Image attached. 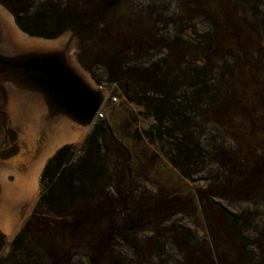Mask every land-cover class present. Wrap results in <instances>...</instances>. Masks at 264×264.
Returning <instances> with one entry per match:
<instances>
[{
	"label": "trees",
	"instance_id": "1",
	"mask_svg": "<svg viewBox=\"0 0 264 264\" xmlns=\"http://www.w3.org/2000/svg\"><path fill=\"white\" fill-rule=\"evenodd\" d=\"M97 1L99 0H0V6L10 13L18 29L28 37L53 40L67 31L77 34L100 19L101 29L97 38L101 43L109 45L112 50V47L119 43L125 46L130 42L134 45V50L144 51L142 54L144 57H152L151 53L158 46L149 43L152 33L149 28L144 27L146 24L139 18L142 15L137 16L136 22L131 24L132 31L128 37L131 40L120 39V35L116 38L115 35L112 36V29L101 18L103 12L107 11L104 10L102 3ZM214 1H208L207 9L210 13L209 19L212 21L210 24L215 25H212V32L208 30L206 33L208 39L206 37L205 40L210 43L214 35H220L222 38L219 39L217 46L222 50L220 53H225L221 47L223 44L228 46V50L238 53L233 60L237 72L226 67L224 65L226 60H223V69L218 71V75L214 73L215 79L211 85L202 79L200 85L194 82L192 85L187 83L180 87L178 84L181 83L170 77V71L162 70L160 65L154 63H145L143 60L140 62V58L137 59L135 56L131 57L135 52H130L127 56L124 54L120 58L113 52L104 58L103 66L110 71L111 82L119 85L127 101L143 107L153 117L156 122V138L160 139L166 135L174 139L175 143L172 145L176 156L170 158L172 165L175 166L177 159L182 158L187 168H190V165H197L204 158L208 160L212 158L208 157L211 153L204 152V148H209L210 143L206 145L205 142L200 146V141L192 142L191 127L198 118H202L206 123L222 126L232 137L231 140L238 147L230 156L235 161L234 165H231L234 169L231 172L232 183L255 193V184L262 187V184H259L261 181H256L260 173L259 167L249 163L247 156L243 154L247 150H244L246 145L244 146L240 140H249L252 135L257 134L258 130H253V127L258 124L257 121L261 122V116L264 118V111H261L264 105V97H261V71L264 72L259 55L261 52L254 49L256 48L254 42L240 40L237 32L240 22L234 16L235 6L230 8L233 0ZM117 19L115 17V22ZM220 53L218 56L224 58ZM135 60H138V63ZM77 61L90 72L88 64L80 57ZM99 63L101 60L97 58L90 65L95 66ZM224 74L231 77L223 82L219 77L220 75L223 77ZM240 115L241 117L237 118ZM224 120L225 124L222 122ZM174 133L179 134V138H174ZM147 136L151 137V133ZM190 143L194 144V147L190 146ZM112 144L116 145L122 156L127 157L125 162L127 169L128 151L113 136L109 125L104 121H96L92 125L83 142L80 157L74 159L76 147L67 144L60 147L47 160L39 177L41 193L33 214L14 238L11 253L7 258H0V264H34L30 260L38 259L39 262L41 257L40 264H59L60 260L61 264L66 259L71 261L73 255L69 254L72 252L78 255L77 264H80L81 260L87 264H110L111 249L116 246V242L132 256L131 264H142L140 260L135 259L132 251L140 255L142 243L133 234L146 219L149 232L155 233V237H158L149 239L153 243L156 240L154 256L158 264H175L172 259L163 257L162 247L165 242H172L178 248L179 246L189 248L190 242L186 241L190 240L187 234L189 231L174 223L167 226L161 225L162 222L158 224L151 217L159 213L173 212L172 209L183 212L178 209L183 204L177 205V199L169 200L167 192L159 190L158 194L153 195L151 217L144 219L145 215L140 216L132 200L134 191L132 181H118L116 185L109 181L112 163L109 150ZM248 146L253 145L250 143ZM262 195L261 191L256 194L257 197ZM125 197L126 201L129 199V207L131 206L130 209L133 211L131 215L135 224L133 231L127 229L132 224L130 214L124 208ZM150 197L152 195L147 198ZM204 215L211 221L216 219L206 209ZM231 223L237 225L235 220L227 221V225L221 231L229 233L230 228L234 226ZM32 238L34 239L31 240ZM178 239L179 242H183V246L178 243ZM4 240V235L0 232V252L4 247ZM33 241L36 245L30 248ZM260 245L261 242L257 245L259 249ZM38 248L42 250L41 256L36 252ZM240 252L235 253L237 258ZM240 256L246 258L248 264H254L248 251ZM191 258V255L185 257V261L190 262ZM263 259L261 258V264H264ZM210 264L230 263L227 258L218 257Z\"/></svg>",
	"mask_w": 264,
	"mask_h": 264
},
{
	"label": "rangeland",
	"instance_id": "2",
	"mask_svg": "<svg viewBox=\"0 0 264 264\" xmlns=\"http://www.w3.org/2000/svg\"><path fill=\"white\" fill-rule=\"evenodd\" d=\"M99 1L104 8L106 0ZM208 1L123 0L117 8L115 7L116 9L105 10L104 8L107 12H103L101 18L112 29V36L115 35L118 38L120 35V39H128L132 31L131 24L136 22L137 16L142 15L139 18L146 24L144 27L149 28L152 33L149 43H155L158 46L151 53V59L142 55L144 51L134 50V45L130 42L124 46L118 40L117 43L119 44L116 47L113 46L112 50L108 47L109 45L106 46L101 43L97 38L100 35L99 29H101L100 19L94 25L85 27L77 34L67 31L56 39L45 40L28 37L22 33L10 13L0 6V25L4 28L10 43L17 49H56L66 47L69 50L72 65L94 87L105 92L107 98L95 122H106L113 136L127 149L129 156L126 169L125 162L127 157L125 158L122 153L120 154L117 151L115 144L111 145L112 148L109 150V154H111L112 163L109 181L114 185L118 181H132V187L134 188L132 200L135 202L137 213L140 216L145 215L144 219L151 217L150 213L154 205L153 195L158 194L159 190L167 192L169 200L177 199V205L183 204L178 208L183 210V212L172 209L174 210L173 212L159 213L157 216L151 217L158 224L162 222L161 225L167 226L170 223H174L179 227H185L189 231L187 234L190 236V240L185 239L188 243L190 242V247L192 248L180 246L178 248L172 242H165L162 247L164 258L172 259L175 264H195V262L196 264L198 262L210 264L212 260L214 261L218 257L221 259L227 258L230 264H248L247 259L240 256V254L244 255L248 251L249 255H252L253 263L261 264V258H264V236H261L262 233L264 234V118L261 116V122L257 121L258 124L253 127V130H258L257 134L252 135L249 140H240L244 146L246 145L244 150L247 149L243 154L247 156L250 164H256L259 167L258 170L260 172L256 181H261L259 184H262V187L255 184V193H250L249 189L245 190L241 186L232 183L231 172L234 169L231 165H234L235 161L230 156L233 152H236L238 147L233 143L232 137L222 126L206 123V120L198 118L194 126L191 127L193 132L192 142L200 141V146L205 142L206 145L210 143L209 148H204V152L211 153L208 157L212 156V158L210 160L204 158L197 165H190V168H187L182 158L177 159L175 166L172 165L170 158L176 156L175 148L172 145L175 143L173 142L174 139L166 135L160 139L156 138L157 129L155 128L156 122L153 117L143 107L127 101L119 85L111 82L110 71L104 69L103 66L104 58L113 52L119 58L124 54L127 56L128 53L135 52L131 57L135 56L137 59L140 58V62L143 60L145 63H154L158 66L160 65L162 70L170 71V77L175 79L177 83H181L178 84L180 87L185 86L187 83L192 85L194 82L200 85L199 82L202 79L206 80L208 85H211L214 81L213 79H215L214 73L218 75V71L222 70L224 65L237 72L233 60L238 56V53L228 50V46L223 44L221 47L225 53L221 54L222 50L217 47L219 39L222 38L220 35H214L213 41L210 43L205 40L207 37L206 33H208V30L212 32V25H215L210 24L212 21L209 19ZM233 1L230 4V8L235 6V13H233L240 22V28L237 29L240 40L242 42L255 43L256 48L254 49L261 52L259 54L261 56V68H264V0H235L237 4ZM212 2L215 1L212 0ZM115 17L118 18L116 22ZM10 24L16 28L20 35L27 39V44L21 43L13 37L9 30ZM129 40L131 39L127 41ZM219 53L224 58L221 59L218 56ZM78 57L88 64L90 72L78 63ZM97 58L101 60V63L95 66L90 65ZM223 60H226L224 65ZM135 62L138 63V60H135ZM230 77V75L224 74L223 77L220 75L219 78L224 82ZM261 84V97H264V72L262 71ZM27 107L28 109L25 110L28 113V118H33L34 113L36 114L37 111L34 107V110L31 109L32 105ZM261 111H264V105L261 107ZM240 117L241 115L237 118ZM237 118L236 120H239ZM222 122L225 124V120ZM258 126L260 129H258ZM60 128H64L68 135H75V139L62 142L58 147L73 144L76 147L74 159H77L82 155V145L91 128L86 130L68 122H61L57 128L50 129L47 136V146L51 144L53 132ZM149 133H151V137L147 136ZM27 134L29 135L30 133L27 132ZM38 135L39 133L31 131L29 139L33 138L35 140ZM173 135L174 138H179V134L174 133ZM149 138H152V140ZM34 143H36V140ZM250 143L253 146L249 147ZM22 144V146H25L24 143ZM189 145L194 147V144L190 143ZM240 150L242 151L243 149ZM24 153L22 151L16 158L7 162H0V169L5 168L9 171L13 169V167H9L11 164L14 165L13 163L24 166L25 162L26 167L34 164L36 160H29V153L24 155L25 159L23 160L22 155ZM43 154L44 151L42 152ZM30 155L32 156V154ZM12 178L13 174L8 176V180H12ZM39 187V195L35 198L31 209H29L28 216L16 235L33 214L34 207L41 193L40 184ZM257 190L258 192L261 191L263 195L257 197ZM252 194L255 196H252ZM151 195L152 197L147 198ZM125 204L132 220L133 231L135 224L131 216L133 211L130 209L131 206L129 207V199ZM204 209L215 216L216 219L211 221L209 217L206 218ZM234 220L237 221V225L235 226V224L231 223L234 226L230 228L229 233L221 231L227 225V221L233 222ZM140 224L139 230L133 236L142 243V251L138 255L132 250L134 257L137 261L140 260L142 264H158V260L154 256V243L156 240L154 243L149 240L151 237L155 239H158V237H155V233L149 232L150 228L147 225V219ZM130 227L127 229L130 230ZM234 228L235 230H233ZM16 235L12 240L7 239L4 235L5 244L0 252V258H7L11 253L12 242ZM260 242L259 249L257 245ZM157 243L163 244V242L158 241ZM178 243L183 246V242H179V239ZM34 245H36L34 241L31 242L30 248L35 247ZM111 251L112 260L110 264H131L130 258L132 256L120 247V243L116 242V246L112 247ZM36 252H38L39 256L42 255L41 248H38ZM236 252H240L238 258L236 257L237 254L235 255ZM69 255H73L71 261L66 259L61 264L78 263L76 262L78 261L76 253L72 252ZM190 255L192 257L190 262H186L185 257H190ZM41 258L39 262L37 261L38 259L30 261L34 264H40ZM80 264H87V262L81 260Z\"/></svg>",
	"mask_w": 264,
	"mask_h": 264
},
{
	"label": "water",
	"instance_id": "3",
	"mask_svg": "<svg viewBox=\"0 0 264 264\" xmlns=\"http://www.w3.org/2000/svg\"><path fill=\"white\" fill-rule=\"evenodd\" d=\"M122 1L106 0L104 8L111 10ZM106 98L72 65L66 47L17 49L0 25V162L22 151L23 160L26 153L29 160L37 159L47 147L50 129L61 122L90 129ZM30 105L37 112L29 119L25 109ZM31 131L40 135L37 144L29 139Z\"/></svg>",
	"mask_w": 264,
	"mask_h": 264
},
{
	"label": "crops",
	"instance_id": "4",
	"mask_svg": "<svg viewBox=\"0 0 264 264\" xmlns=\"http://www.w3.org/2000/svg\"><path fill=\"white\" fill-rule=\"evenodd\" d=\"M58 148L57 146L50 154H43L35 159L36 161L32 160L35 163L29 167H26V164L20 166L13 163L14 165L9 166L13 169L9 171L0 169V231L7 239H13L28 216L29 209L40 192L41 172ZM11 174L13 178L8 180Z\"/></svg>",
	"mask_w": 264,
	"mask_h": 264
},
{
	"label": "bare ground",
	"instance_id": "5",
	"mask_svg": "<svg viewBox=\"0 0 264 264\" xmlns=\"http://www.w3.org/2000/svg\"><path fill=\"white\" fill-rule=\"evenodd\" d=\"M9 30L11 31V34L13 35V37L19 40V42L27 44V39L23 35H20L19 32L16 30V28L12 26L11 24L9 25ZM73 138L75 139V135H68V133L66 132L64 128L57 129V131L53 132L52 139H51L52 141L50 140L51 144H49L45 148L44 154L45 153L50 154L52 150H54L62 142H66L67 140H72Z\"/></svg>",
	"mask_w": 264,
	"mask_h": 264
}]
</instances>
